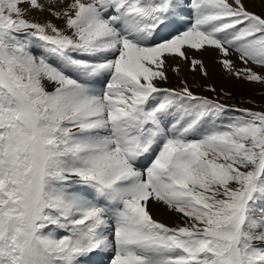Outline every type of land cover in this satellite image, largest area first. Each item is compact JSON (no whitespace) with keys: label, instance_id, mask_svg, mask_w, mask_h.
Masks as SVG:
<instances>
[{"label":"snow or ice","instance_id":"snow-or-ice-1","mask_svg":"<svg viewBox=\"0 0 264 264\" xmlns=\"http://www.w3.org/2000/svg\"><path fill=\"white\" fill-rule=\"evenodd\" d=\"M249 2L0 0V264H264V108L184 73L264 85Z\"/></svg>","mask_w":264,"mask_h":264},{"label":"rangeland","instance_id":"rangeland-1","mask_svg":"<svg viewBox=\"0 0 264 264\" xmlns=\"http://www.w3.org/2000/svg\"><path fill=\"white\" fill-rule=\"evenodd\" d=\"M248 7L249 10L259 13L261 12L264 5H262L260 2L259 4L249 2ZM185 75L187 77L189 85L193 88L194 91L199 94L215 96L221 102L236 107L252 108L253 106H257L260 108H264V85L250 84L243 80H237L235 78L228 77L227 75H221L219 79L217 77L218 81L216 84H214L207 78H204L197 73H194L193 75L187 73ZM180 80L181 77L175 78L173 77V74H171L170 82L164 86L170 88H179L181 87ZM235 83H237L238 90L234 86ZM209 85H214L216 87V94L207 92L205 90ZM248 87L252 88L250 90L251 93L246 94ZM242 89H245V94L242 92ZM176 224L178 223L172 225L175 226Z\"/></svg>","mask_w":264,"mask_h":264},{"label":"bare ground","instance_id":"bare-ground-1","mask_svg":"<svg viewBox=\"0 0 264 264\" xmlns=\"http://www.w3.org/2000/svg\"><path fill=\"white\" fill-rule=\"evenodd\" d=\"M259 2H260V0H255L254 3L259 4ZM215 56H216V54L212 53V54H206L203 57L205 59L206 63L209 65V68H210V71H211V79H208V78L207 79L209 81H211L212 83H214V84H216L217 81H218L217 77L219 79V77L221 75H224V76L227 75L226 73L223 72V70L221 69L220 65L215 62ZM184 73L185 74L188 73V74H191V75L194 74V73L189 72L187 70V68L184 69ZM173 77L177 78L178 76L173 74ZM198 78H199V76H198ZM234 86L238 90L237 83H235ZM235 88H234V90H235ZM251 89H252L251 87H248V90H247L246 94L251 93V91H250ZM242 92L245 94V89H242ZM154 211L156 212V218L162 220L163 222H166L168 224L170 223L171 225L181 222L177 215H175L172 212H169V211L165 210L162 206L160 208L154 209Z\"/></svg>","mask_w":264,"mask_h":264}]
</instances>
